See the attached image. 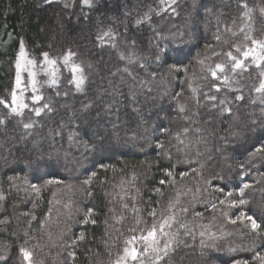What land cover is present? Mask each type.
Here are the masks:
<instances>
[{"label":"trees","instance_id":"obj_1","mask_svg":"<svg viewBox=\"0 0 264 264\" xmlns=\"http://www.w3.org/2000/svg\"><path fill=\"white\" fill-rule=\"evenodd\" d=\"M253 40L264 0H0V264H116L165 218L160 264H264ZM21 43L38 83L13 105Z\"/></svg>","mask_w":264,"mask_h":264},{"label":"snow or ice","instance_id":"obj_2","mask_svg":"<svg viewBox=\"0 0 264 264\" xmlns=\"http://www.w3.org/2000/svg\"><path fill=\"white\" fill-rule=\"evenodd\" d=\"M85 4L89 3V0H84ZM246 7V5H245ZM108 33H104V36H108ZM101 40L103 39V37L100 38ZM252 43L254 45H257L258 48L261 50L262 53H264V42L261 41H255L253 40ZM237 51L239 52L240 49H237ZM73 55V53L69 52L65 58H64V62L67 64L70 57ZM229 57L231 58V60L233 61V70L235 69H239L242 68L244 66V61L237 59L236 56H233L232 53H228ZM43 57L44 60L48 63V64H55L56 62L53 60H50L48 58V53H43ZM243 57L245 59H248L249 57H251L254 61H264V54H259L256 51V48H250L249 50L243 52ZM26 65H31L34 66L36 64L35 61L33 60H25V51H24V47H23V43H21V47H20V53H19V58L16 62V67H17V79H16V86L17 88H19L21 80H20V69L22 67H24ZM257 66H259V64H257ZM225 70V66L222 64H217L216 65V70L212 71V76L216 77L217 76V71L219 72H223ZM72 71L75 72H82V69L79 68V66H74ZM30 75H32L33 77L35 76L34 72H30ZM55 74L53 73V76ZM262 75H264V73H262ZM53 83H55V79H53L52 81ZM76 86L79 89L80 85L83 83V77H79L76 79ZM33 88H35V80H33ZM256 92H264V81H262L259 85V87H257L255 89ZM12 103L15 104L17 102V95L15 93V91H13L12 93ZM35 100H39L40 97H34ZM237 99H242V97H237ZM0 104H5L6 107H8L9 105L4 101V100H0ZM21 107H26V105H21ZM45 107H47V105H45ZM13 112H16V108H12ZM37 115H39V110H37ZM30 125H25V127H29ZM257 151H260V149L258 148ZM169 175H171V173H169ZM163 183V181L161 182ZM245 187H247V185H245ZM240 204H243L244 201L241 200L239 202ZM149 215L155 217V211H153L152 213H149ZM243 215V214H242ZM169 219L170 218H165L163 219V221L159 224L153 223L151 224L150 228L147 230L146 234L141 235L139 237L137 236H132L129 240L125 241V244L127 245L124 248V253L123 255L117 259L116 264H127V261L130 259L131 261H137V260H141V258L143 256H145L149 251H151L154 256H155V260H154V264H160V261L165 260V258L169 255V251L172 249V241L171 238L169 237L168 232L165 231V227H171L170 223H169ZM248 219L251 221V227L252 229L255 231L257 229H259L261 226L259 224L256 223V221L254 219H252L251 217H248ZM131 231L135 232L136 229H131ZM144 230L141 229V232H143ZM161 237H165L168 238L166 239L163 244H161ZM83 237L81 236V239ZM137 244H141L142 245V251L141 249L137 248ZM21 252L24 255L25 260H29L30 261V257H31V253L27 252L24 249H21ZM258 259L264 261V257L262 256H258Z\"/></svg>","mask_w":264,"mask_h":264},{"label":"rangeland","instance_id":"obj_3","mask_svg":"<svg viewBox=\"0 0 264 264\" xmlns=\"http://www.w3.org/2000/svg\"><path fill=\"white\" fill-rule=\"evenodd\" d=\"M19 58V56H18ZM25 60H31L25 53ZM46 66V71H42L43 73H47L49 76L53 75V73L51 74L50 73V69L48 67H50V64L46 63L45 64ZM15 68H16V74H17V67L15 65ZM52 70V68H51ZM20 80H21V83H20V86L19 88H17V86L14 87V91L17 95V102L13 105H19V103L22 101V96H21V93H24L25 91H27L28 88H30L31 92H34L36 91V87H37V83H38V73H39V69H37V67L34 65V66H31V65H26L24 67H22L20 70ZM53 71V70H52ZM30 72H34L35 73V76L33 77L32 75H30ZM16 79H17V76H16ZM25 80L28 84L25 83ZM33 80H35V88H33ZM15 85H16V82H15ZM130 260V259H129ZM27 264H31V262H28Z\"/></svg>","mask_w":264,"mask_h":264}]
</instances>
